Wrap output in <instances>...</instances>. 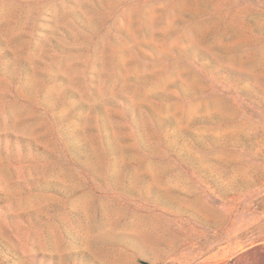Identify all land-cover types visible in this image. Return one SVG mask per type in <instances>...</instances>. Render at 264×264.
Listing matches in <instances>:
<instances>
[{"label":"rangeland","instance_id":"rangeland-1","mask_svg":"<svg viewBox=\"0 0 264 264\" xmlns=\"http://www.w3.org/2000/svg\"><path fill=\"white\" fill-rule=\"evenodd\" d=\"M264 264V0H0V264Z\"/></svg>","mask_w":264,"mask_h":264},{"label":"water","instance_id":"water-1","mask_svg":"<svg viewBox=\"0 0 264 264\" xmlns=\"http://www.w3.org/2000/svg\"><path fill=\"white\" fill-rule=\"evenodd\" d=\"M142 264H153V263H150V262H147V261H141Z\"/></svg>","mask_w":264,"mask_h":264}]
</instances>
